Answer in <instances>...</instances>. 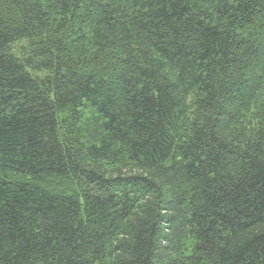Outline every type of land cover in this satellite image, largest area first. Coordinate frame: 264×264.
<instances>
[{"label":"trees","instance_id":"1","mask_svg":"<svg viewBox=\"0 0 264 264\" xmlns=\"http://www.w3.org/2000/svg\"><path fill=\"white\" fill-rule=\"evenodd\" d=\"M0 264H264V0H0Z\"/></svg>","mask_w":264,"mask_h":264}]
</instances>
